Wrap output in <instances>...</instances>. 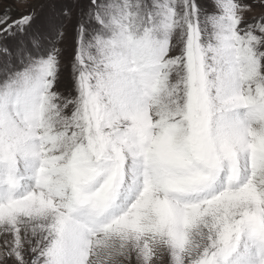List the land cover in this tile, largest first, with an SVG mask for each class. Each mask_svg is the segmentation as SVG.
I'll return each mask as SVG.
<instances>
[{"label": "snow or ice", "instance_id": "1", "mask_svg": "<svg viewBox=\"0 0 264 264\" xmlns=\"http://www.w3.org/2000/svg\"><path fill=\"white\" fill-rule=\"evenodd\" d=\"M0 264H264V0H0Z\"/></svg>", "mask_w": 264, "mask_h": 264}, {"label": "rangeland", "instance_id": "2", "mask_svg": "<svg viewBox=\"0 0 264 264\" xmlns=\"http://www.w3.org/2000/svg\"><path fill=\"white\" fill-rule=\"evenodd\" d=\"M14 15H17L18 14V12L17 11H14V13H13Z\"/></svg>", "mask_w": 264, "mask_h": 264}]
</instances>
